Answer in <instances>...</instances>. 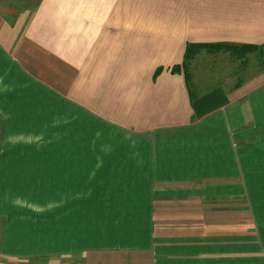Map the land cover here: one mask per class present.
<instances>
[{
    "label": "crops",
    "instance_id": "0c3cea01",
    "mask_svg": "<svg viewBox=\"0 0 264 264\" xmlns=\"http://www.w3.org/2000/svg\"><path fill=\"white\" fill-rule=\"evenodd\" d=\"M189 42L264 0H0V264H264V79L191 98Z\"/></svg>",
    "mask_w": 264,
    "mask_h": 264
},
{
    "label": "rangeland",
    "instance_id": "374dc122",
    "mask_svg": "<svg viewBox=\"0 0 264 264\" xmlns=\"http://www.w3.org/2000/svg\"><path fill=\"white\" fill-rule=\"evenodd\" d=\"M262 59L264 60V57L261 58L258 54H248L245 59L235 60L230 58L228 54L201 53L198 58L191 62L190 67L194 76L198 78L205 73L222 71L225 74L224 77L212 82L205 81V84L223 87L224 89L232 88L234 84L244 80H249L250 84H257L262 81L264 79V64H259ZM216 76L213 75L212 77Z\"/></svg>",
    "mask_w": 264,
    "mask_h": 264
},
{
    "label": "trees",
    "instance_id": "16d2710c",
    "mask_svg": "<svg viewBox=\"0 0 264 264\" xmlns=\"http://www.w3.org/2000/svg\"><path fill=\"white\" fill-rule=\"evenodd\" d=\"M201 53L207 54H228L230 58L235 60L245 59L248 54H258L259 57H264V44L259 45H232L227 43H194L189 42L186 46V52L184 56V61L182 62L183 71L185 74V78L187 80V85L189 87V92L191 94V98L197 95L202 94L203 92L212 91L215 88L214 85H206L205 81L212 82L213 80H217L219 78L224 77V73L222 71H212L210 73L202 74L201 76H194L191 69V62L194 61ZM264 64V60L262 59L259 64ZM173 72L181 71L180 65H175L172 69ZM161 72V68L156 71V76ZM213 75H217L216 77H212Z\"/></svg>",
    "mask_w": 264,
    "mask_h": 264
}]
</instances>
